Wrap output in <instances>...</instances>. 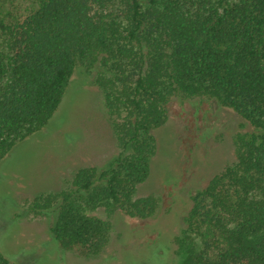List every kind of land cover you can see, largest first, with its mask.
<instances>
[{
	"label": "trees",
	"instance_id": "trees-1",
	"mask_svg": "<svg viewBox=\"0 0 264 264\" xmlns=\"http://www.w3.org/2000/svg\"><path fill=\"white\" fill-rule=\"evenodd\" d=\"M78 68L103 93L118 153L34 198L58 244L96 257L115 212L152 216L157 197L136 195L152 131L171 98L206 99L258 132L237 134L231 163L191 195L174 252L180 264H264V0H0V161L47 123Z\"/></svg>",
	"mask_w": 264,
	"mask_h": 264
},
{
	"label": "rangeland",
	"instance_id": "rangeland-1",
	"mask_svg": "<svg viewBox=\"0 0 264 264\" xmlns=\"http://www.w3.org/2000/svg\"><path fill=\"white\" fill-rule=\"evenodd\" d=\"M151 170L137 196L153 194L147 218L115 212L110 241L96 257L63 249L52 217L32 209L34 198L62 191L83 167L101 166L118 153L111 113L88 73L70 76L58 108L38 131L16 142L0 161V251L11 264H180L173 238L191 195L234 159L233 139L258 132L232 109L212 100L171 98ZM106 215L103 207L95 211Z\"/></svg>",
	"mask_w": 264,
	"mask_h": 264
}]
</instances>
